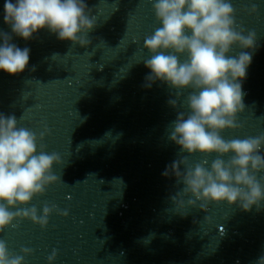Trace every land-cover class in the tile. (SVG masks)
Here are the masks:
<instances>
[{"label":"clouds","instance_id":"1","mask_svg":"<svg viewBox=\"0 0 264 264\" xmlns=\"http://www.w3.org/2000/svg\"><path fill=\"white\" fill-rule=\"evenodd\" d=\"M151 2L161 26L144 38L143 47L151 53L143 61L150 69L145 87L150 88L159 80L175 89L176 99L168 101L173 108H177L182 90L193 89L186 101L189 112L177 113L169 139L181 153L216 155L210 163L203 159L191 165L185 156L166 167L162 176H174L182 185L171 196L177 213L186 217L180 210L186 204L195 208L197 202L204 212L209 203L222 202L238 205L245 212L253 206L259 211L264 202V176L259 175L264 173V133L232 139L221 135L225 130L242 127L237 122L238 114L246 108L242 81L257 49L256 31L237 23L231 0ZM3 7L4 23L12 34L24 40L46 28L59 40L86 48L91 44L88 34L97 26L85 0H5ZM245 10L254 14L258 7L253 3ZM0 38V71L9 75L23 73L29 64L30 49L11 43L12 35L8 33L0 32ZM234 46L251 51L231 56ZM181 56L186 58L182 61ZM42 126L43 130L37 133L18 127L15 115L0 113V233L18 227L23 220L45 229L53 213L69 215L68 209L49 202H44L42 214L35 205L20 207L44 195L50 185L62 182L53 166L63 165V160L58 153L45 150L43 141L50 129L46 123L42 122ZM225 156L227 160L223 159ZM33 251L22 246V254H17L0 239V264H25V257ZM57 255L54 248L47 257L48 264H53ZM257 264H264V255Z\"/></svg>","mask_w":264,"mask_h":264}]
</instances>
